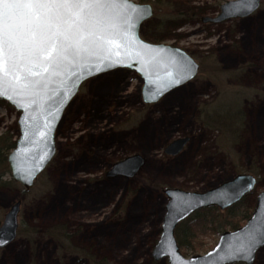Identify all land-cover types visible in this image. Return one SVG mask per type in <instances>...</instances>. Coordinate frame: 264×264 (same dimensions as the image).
Returning <instances> with one entry per match:
<instances>
[{
  "label": "rangeland",
  "instance_id": "1",
  "mask_svg": "<svg viewBox=\"0 0 264 264\" xmlns=\"http://www.w3.org/2000/svg\"><path fill=\"white\" fill-rule=\"evenodd\" d=\"M166 1L165 26L161 16L144 27L156 41L142 36L184 48L200 71L153 104L143 103L144 81L135 71L120 68L85 81L58 125L56 154L34 186L25 193L18 182L0 186V225L22 200L18 235L0 248V264H169L153 256L168 187L204 191L250 173L257 184L240 201L253 214L264 191V0L251 15L221 22L203 17L217 16L229 0ZM175 13L180 18L170 17ZM20 115L0 99V135L17 140ZM231 116L238 121L235 135L216 123ZM185 136L178 154L165 152ZM133 154L145 159L135 175H108ZM217 210L224 220L227 208ZM57 226L61 240L48 233ZM222 232L201 234L195 250L180 249L187 257L205 254ZM253 264H264V247Z\"/></svg>",
  "mask_w": 264,
  "mask_h": 264
},
{
  "label": "water",
  "instance_id": "2",
  "mask_svg": "<svg viewBox=\"0 0 264 264\" xmlns=\"http://www.w3.org/2000/svg\"><path fill=\"white\" fill-rule=\"evenodd\" d=\"M262 0H229L221 5L217 16H205V22H221L229 18L246 17L255 12ZM132 7L117 4L112 9L111 24L103 35L106 40H114L119 48L102 43L93 46L88 55H69L59 67H50L42 72V65L34 71H41L39 80L33 87L25 81L15 82L17 72L7 75L4 86L8 89L0 95L21 112L18 124L20 136L16 146L8 155L12 179L30 190L38 176L47 168L57 151L56 131L66 108L78 94L81 85L88 79L102 73L125 68L135 71L143 79V103H157L173 89L190 81L200 71V64L184 48L165 43H154L141 34V25L154 15L152 3L127 0ZM137 16L139 20L137 22ZM135 22L133 30L122 26L123 21ZM27 34H21L16 42V55L19 68L31 66L34 59ZM119 53L117 56L116 53ZM11 56L7 49L0 52V62ZM11 66V61L9 62ZM2 74V73H0ZM19 93V94H18ZM11 97V98H9ZM189 141V137H178L165 148L167 154H178ZM141 154H133L113 164L108 175L131 177L144 165ZM257 184V178L250 173H239L204 191H193L168 187L164 189L169 201L164 216L162 233L155 244V259L168 258L169 264H253L258 251L264 247V191L258 195L257 205L247 222L233 230L220 234L217 244L205 254L185 256L177 241L175 230L179 223L194 212L217 206L226 209L239 202ZM22 200L14 202L0 225V248L11 243L18 235L19 213Z\"/></svg>",
  "mask_w": 264,
  "mask_h": 264
},
{
  "label": "snow or ice",
  "instance_id": "3",
  "mask_svg": "<svg viewBox=\"0 0 264 264\" xmlns=\"http://www.w3.org/2000/svg\"><path fill=\"white\" fill-rule=\"evenodd\" d=\"M117 4L132 7L127 0H0V52L6 49L11 52L10 57L0 62V95L8 91L4 81L12 70L17 72L16 83L23 80L25 87L28 84L35 87L41 81H33L31 77L47 73L50 67H59L69 55H88L94 50L93 46L99 48L102 43L119 48L114 40H106L103 35ZM139 18L137 16V22ZM122 26L133 30L135 22L130 23L126 18ZM111 27L116 25L111 24ZM21 34H27L26 43L34 57L31 66L24 69L19 68L14 59ZM45 64L42 72L34 71Z\"/></svg>",
  "mask_w": 264,
  "mask_h": 264
},
{
  "label": "trees",
  "instance_id": "4",
  "mask_svg": "<svg viewBox=\"0 0 264 264\" xmlns=\"http://www.w3.org/2000/svg\"><path fill=\"white\" fill-rule=\"evenodd\" d=\"M140 2H151L154 4L156 10L154 15L146 20L141 25V34L144 36L146 35L144 32L145 25L149 24L153 20H156V18L164 16L163 10L166 6V0H139ZM183 15H186L185 13ZM161 17L162 19L161 26H165V20L166 17ZM179 14H173L170 17H179ZM147 39H152V37H148L146 35ZM227 116V115H224ZM238 116V115H237ZM236 116V117H237ZM238 118V117H237ZM242 119V117H240ZM239 120V119H238ZM234 122H238L234 116H231V120L227 119H221L216 122L218 126H224L226 127L233 135L237 133L236 126L234 125ZM16 146V140L14 139V136L9 133L5 132L0 135V186H17L18 184L13 180H5L4 176L6 173H10L9 164H8V155L12 149H14ZM22 192L25 193L26 190L22 188ZM217 206L212 207H205L202 208L195 213H193L191 216L183 220L179 225L177 226L175 230V235L177 238V241L181 247H184L188 250H195L199 244V236L201 234L207 233L209 231H215L222 232L225 231L226 228L230 227L231 229H235L240 227L242 224V220L249 217L251 212L247 211L243 207V202L240 201L238 203H235L231 207L227 208L228 213L226 214V217L224 220L220 218V214L217 210ZM1 223V222H0ZM61 232L60 227H54L51 228L48 233L51 236H54L57 238L59 236V233ZM58 240H61L60 238H57Z\"/></svg>",
  "mask_w": 264,
  "mask_h": 264
},
{
  "label": "flooded vegetation",
  "instance_id": "5",
  "mask_svg": "<svg viewBox=\"0 0 264 264\" xmlns=\"http://www.w3.org/2000/svg\"><path fill=\"white\" fill-rule=\"evenodd\" d=\"M257 201H258V199L256 200V205H257ZM242 262H240V263H238V264H241ZM242 264H246V263H242Z\"/></svg>",
  "mask_w": 264,
  "mask_h": 264
}]
</instances>
